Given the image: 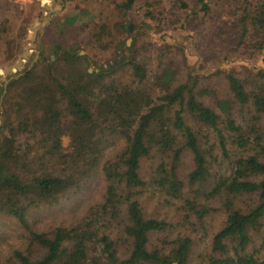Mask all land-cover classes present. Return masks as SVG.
Returning <instances> with one entry per match:
<instances>
[{
  "label": "trees",
  "instance_id": "1",
  "mask_svg": "<svg viewBox=\"0 0 264 264\" xmlns=\"http://www.w3.org/2000/svg\"><path fill=\"white\" fill-rule=\"evenodd\" d=\"M169 1L117 6L174 29L222 16L233 49L264 50V0ZM224 3L228 10H213ZM88 17L72 14L69 24L88 25ZM10 32L1 23L0 36ZM51 49L65 59L42 51L0 89V216L26 232L25 247L0 264H189L199 223L213 211L225 222L205 264H264V80L230 69L233 97L218 99V111L198 97L197 79L176 84L177 58L158 53L156 65L147 63L138 48L132 61L90 74L73 47ZM126 63L134 84L113 76ZM114 139L124 143L109 157ZM97 175L104 190L81 217L36 227V211L59 205ZM150 188L179 202L177 226L147 213Z\"/></svg>",
  "mask_w": 264,
  "mask_h": 264
},
{
  "label": "rangeland",
  "instance_id": "2",
  "mask_svg": "<svg viewBox=\"0 0 264 264\" xmlns=\"http://www.w3.org/2000/svg\"><path fill=\"white\" fill-rule=\"evenodd\" d=\"M122 1L0 0V25L8 21L11 31L10 35L3 33L0 36V89L5 82L1 77L7 76L8 79L11 74L6 75L5 68L14 65L32 44L34 47H30L28 58L17 70L28 68L31 59L42 51L53 61L61 62L65 58L58 57L51 49L58 45L77 50L81 55L82 70L90 74L100 73L101 70L117 65L121 56H124L125 62L132 61L138 48L141 49L140 60L147 63L156 65L158 53L161 57L177 58L179 73L176 84L191 77L197 79L195 91L199 94L198 97L216 110L218 99L233 97L227 79L230 69H238L239 76L243 79L258 74L264 80V50L251 54L233 49L235 38L224 24L222 16L203 25L192 22L187 28L174 29L168 23L163 22L167 25H162L143 18V12L137 8L129 12L119 9L117 4ZM166 3L170 1L166 0ZM229 8L230 5L224 3L213 10L226 11ZM79 12L89 15L88 25L80 22L77 25L69 24L71 18L68 16ZM66 19H69L68 22ZM34 34L36 35L32 40ZM113 76L123 82L135 83L128 63L117 67ZM201 90L208 93L200 96ZM68 143L66 137L65 145ZM123 143L114 139V144L106 152L107 156L115 155ZM103 190L104 180L97 175L84 189L69 194L59 205L36 211L31 216L32 220H35L36 227L41 230L70 225L90 205L100 200ZM170 200L150 188L143 204L147 213L166 216L177 226L181 214L176 210L179 202ZM224 222L225 215L220 211H213L199 223L201 227L195 234V246L189 264H205L210 253L211 239L223 227ZM25 237L24 228L15 219L0 216V261L8 259L16 249L24 248Z\"/></svg>",
  "mask_w": 264,
  "mask_h": 264
},
{
  "label": "water",
  "instance_id": "3",
  "mask_svg": "<svg viewBox=\"0 0 264 264\" xmlns=\"http://www.w3.org/2000/svg\"><path fill=\"white\" fill-rule=\"evenodd\" d=\"M36 29H37V27H36ZM35 35L36 34H34L32 40H34ZM30 47H34V44L30 45L27 49L24 50V52L21 54L20 58L18 59V61L14 65H11V66H8V67L5 68L6 75L9 74L12 71H16L17 69L21 68V66L23 65L24 60L27 59L28 56H29L28 55V51L30 50ZM123 60H124V56H121L119 61H117L116 63L122 62ZM1 79H3L6 84L8 83L7 76H2Z\"/></svg>",
  "mask_w": 264,
  "mask_h": 264
}]
</instances>
